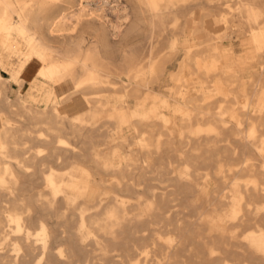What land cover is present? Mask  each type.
Returning <instances> with one entry per match:
<instances>
[{"label":"bare ground","instance_id":"1","mask_svg":"<svg viewBox=\"0 0 264 264\" xmlns=\"http://www.w3.org/2000/svg\"><path fill=\"white\" fill-rule=\"evenodd\" d=\"M232 1L0 0V69L10 75L0 72V264H264V112L249 115L246 130L232 126L264 101V73L245 79L220 68L218 48L249 29L264 63V0ZM192 5L204 12L189 21L203 37L199 48L180 51L188 19L177 10ZM138 9L151 16L152 31L147 50L131 44L129 51L140 33ZM209 17L224 29L209 30ZM186 66L202 88L180 77ZM165 78L184 108L176 147L158 130L160 121L175 124L162 118L170 106L160 99ZM10 80L19 85L15 100ZM122 126L138 135L106 149L98 137H122ZM203 132L210 138L200 147ZM237 153L243 157L227 156ZM157 175L167 189L149 188ZM38 184L44 189L13 199L2 190ZM197 187L212 210L188 221L182 200Z\"/></svg>","mask_w":264,"mask_h":264},{"label":"rangeland","instance_id":"2","mask_svg":"<svg viewBox=\"0 0 264 264\" xmlns=\"http://www.w3.org/2000/svg\"><path fill=\"white\" fill-rule=\"evenodd\" d=\"M229 1V2H228ZM225 2V5H230V4H234L232 0H224ZM228 2V3H226ZM95 6H97L99 4L98 0H95ZM199 6H205L206 4L201 2V3H198ZM214 3H209L207 4V6H213ZM199 6L198 5H192L186 9H179L177 10L178 13H181V14H185L187 16L186 19H188L187 21H191L192 19H196V18H200V15L204 12L199 10ZM208 10L210 9V7L207 8ZM223 16H226V14L224 12H221ZM202 14V15H203ZM138 18L140 19V22H138L140 24V33L137 34L135 37L133 36V38H130V40L126 43L128 44L129 46L126 47V50H129L130 51V48H131V44L133 45H136V44H140L142 47H144L146 50H147V39L148 37L150 36L151 34V31H152V28L148 25V21L150 20V15L149 13H144V12H140V10L138 9ZM110 20H113L114 21V17L113 16H109ZM194 27H197V26H193L192 24L189 25V30H192ZM207 27L209 30H211L212 32H220L224 29V26L223 25H216L214 24V19L209 17L207 19ZM84 37H86L88 39V41H91V36L89 33H84L83 34ZM203 37V35L200 33L199 35L196 36L197 39H201ZM197 42V40H196ZM243 41H242V38H233L232 40H225L223 41V44L224 45H232L233 46V49H234V52L237 56H244L246 53H247V48L245 46L242 45ZM125 44V45H126ZM194 45V44H193ZM200 47V45H199ZM182 57V55H180ZM178 56V58L181 59V57ZM259 57H256V60L253 59L251 64H250V69L248 70V72H246L245 76H249L250 73L255 70H258L259 72L261 73H264V63L261 64L260 63V59H258ZM178 62V61H177ZM177 62H175L171 67H170V70H173L176 68V65H177ZM258 62V63H257ZM226 65H225V60L222 58V61L220 63V68H224ZM173 68V69H172ZM0 72H1V76L5 79H10V75L8 72H6L4 69H0ZM192 72V68L189 67V66H186L184 68V71L180 74V77H189L188 80H195L197 82V87L198 89L202 88V82L198 79V77L196 75H193V74H190ZM23 77L25 78V82L28 80L27 78V73L25 72ZM248 81V80H247ZM11 82V80L9 81ZM15 82V81H14ZM160 84H164V86L162 87L163 90H167V87L168 86H171V85H174L173 82H168L167 81V78H165L163 81L160 82ZM159 83H155L154 84V88L155 89H158L159 88ZM29 83H25L23 89H22V92H24L25 96H27V94L29 93ZM160 89V90H162ZM27 90V91H26ZM168 91V90H167ZM18 93V86L12 84L10 86V92H9V96H10V100H15L16 99V94ZM195 94L198 95L195 91ZM195 95V96H196ZM230 97H235V93L234 92H230L229 94ZM220 99H222L223 97H218ZM160 99L161 101L162 100H166L168 103H170V106L167 107V106H163L161 108V111H162V118L163 116H167V117H170L174 120L175 124L171 125L170 127L169 126H166L165 123H163L162 121L158 122V130L161 131V132H165L168 134L167 137H164V141H168V140H172L174 142V147L176 146H179V143L181 141V134L179 133V125H180V118L182 117V110L184 109L183 108V105L181 103H179L175 96H173L169 91L168 93L164 92H160ZM7 106H11V105H7ZM13 111H16V113H18V109L19 108H11ZM188 114H191L192 116L194 115V112L192 110L195 109V106L193 104H190L188 106ZM262 111L264 112V101L261 102L260 104H257L256 106H250L245 112L244 114L246 115L245 118L246 120L244 122H241V123H237L235 121L232 122V126L233 127H236V126H240V128L242 130H246L248 127H249V118L251 114L255 115V111ZM115 125L118 127V124H117V121L115 122ZM120 126V125H119ZM123 128V131H122V137H119V138H114L113 136H111L110 134L109 135H103L102 137H98V140L102 141L105 145V148L106 149H112L116 146V144L118 142H124L126 145H129V142L136 136L138 135L137 132H135V130L133 128L130 127H126V126H122ZM116 131H118L117 129H114ZM113 130V131H114ZM121 131V130H120ZM112 134V133H111ZM210 136L207 134V133H201V136L198 137L197 139V142H199V146L200 147H205L206 145V142L209 140ZM222 142L221 144L224 145L226 144V140H228V135H223L220 137V139ZM190 141L187 140V139H183V146H187V147H190L191 145L190 144H187L188 142ZM95 150L92 151V154H95ZM202 156H205V154H201ZM161 157H173V158H176L179 156L178 153H169V154H161L160 155ZM228 157H236V158H242L243 155L241 153H237L234 155L232 154H229L227 155ZM177 160V158H176ZM125 162H128L130 164H134L135 161L132 160V159H129ZM100 163L102 165H104V160L100 161ZM147 164L149 166H154L155 164V161L148 158L147 160ZM214 164H210V166L212 167ZM117 167L114 166V167H110V168H106L104 171L109 173V174H113L115 171H116ZM157 181L153 182V184L150 185L149 188L151 187H160V188H168V186H164L163 184L159 183V181H164L165 179L160 176V175H157L155 176ZM111 177H105L104 175H100L99 176V179H110ZM40 178H35V180H38ZM41 180V179H40ZM21 191L17 192L16 194L12 193L9 191L8 188H2L3 192L7 195V199H13L15 198V195H18L20 197H24V196H27L31 193H34V192H37L38 190H42L44 189V187L41 185V184H38V185H35L33 187L31 186H23L20 188ZM197 191L196 192H192V194L186 196L182 202H184L187 206H188V209L191 211V214H186V220L190 221V220H197V221H202L203 220V217L204 215H207V213L209 211L212 210V205H210L208 202H207V192L206 193H202V192H199L200 190V187H197L196 188ZM213 189V186H210L209 187V190L211 191ZM251 228H254V226H248L246 228L247 229H251ZM178 248V245L173 249V251H176Z\"/></svg>","mask_w":264,"mask_h":264},{"label":"crops","instance_id":"3","mask_svg":"<svg viewBox=\"0 0 264 264\" xmlns=\"http://www.w3.org/2000/svg\"><path fill=\"white\" fill-rule=\"evenodd\" d=\"M203 7H205V8L210 7V9L213 8V6H207V4ZM190 24H192V23L187 21V23L184 27V33L180 37V40L178 43V47H179L180 51H183V50L188 49V48H194V49L199 48V40L196 38L197 35L194 32H196V30H198V31L201 30V27H194L192 30H189ZM235 37L242 38V41H243L242 45L247 48V53L244 56H237L234 52L233 46L231 44L230 45H224L223 41H220L218 43V48L220 51L223 52L222 58L225 60V65H226L225 67L234 68V69L238 70L240 77L247 79L251 75H253L254 73L259 72L258 70H255V71L252 70V72L250 73L249 76H245L246 72H248V70L250 69V64H251L252 60L253 59L256 60V57H257V53H256L255 47H254L252 39H251L252 38L251 32L249 29H246V34L239 36V37L234 36L233 38H235ZM232 39H230V40H232ZM196 40H197V42H196ZM27 82L30 84L29 79L25 83H27ZM12 84L18 86V90H19V85L16 82H14V81L9 82L8 83V92H7L8 97H10L9 92H10V86ZM160 92L168 93L167 90H163V89L160 90ZM17 96H18V93L16 94V98H17ZM12 107L13 106H5V109L8 112L11 111L13 113H16V111H13L11 109ZM36 107L43 108V107H39V106H36ZM13 108H18V107L16 106Z\"/></svg>","mask_w":264,"mask_h":264}]
</instances>
